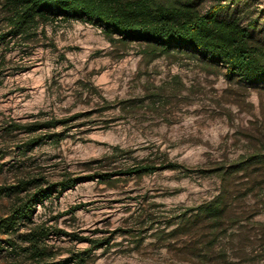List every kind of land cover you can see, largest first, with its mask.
Instances as JSON below:
<instances>
[{"label": "rangeland", "instance_id": "374dc122", "mask_svg": "<svg viewBox=\"0 0 264 264\" xmlns=\"http://www.w3.org/2000/svg\"><path fill=\"white\" fill-rule=\"evenodd\" d=\"M250 2L252 17H264V0ZM4 16L0 9V27ZM144 48L112 42L81 19L1 46L0 185L113 172L38 205L34 222L50 227L56 264H264V162L232 170L251 154L264 157V83ZM53 119L65 121L8 130ZM137 163L162 167L120 173ZM217 195L220 216L198 211ZM11 200L0 198V216ZM0 241V264H17L8 237Z\"/></svg>", "mask_w": 264, "mask_h": 264}, {"label": "trees", "instance_id": "16d2710c", "mask_svg": "<svg viewBox=\"0 0 264 264\" xmlns=\"http://www.w3.org/2000/svg\"><path fill=\"white\" fill-rule=\"evenodd\" d=\"M0 9L5 15L0 27V47L16 40L36 39L40 27L49 22L81 19L101 26L112 42L139 43L151 56L181 52L207 65L222 66L230 80L247 86L264 83V17H252L254 10L250 0H0ZM61 121L65 120L10 124L8 130L24 128L36 132ZM39 141L40 136H35L29 144ZM260 162H264L262 154H251L235 163L232 170L246 169ZM161 167L154 163H137L120 173L147 174ZM167 167H176V164ZM112 175L113 172L85 176L65 174L57 182L30 176L15 184L0 185V198L5 194L12 196L7 212L0 216V235L8 237L17 264L25 259L37 264H56L46 241L50 227L34 222L40 203L82 181L109 179ZM198 211L220 216L224 200L220 195L214 196L199 206ZM103 244L104 240L97 245Z\"/></svg>", "mask_w": 264, "mask_h": 264}]
</instances>
